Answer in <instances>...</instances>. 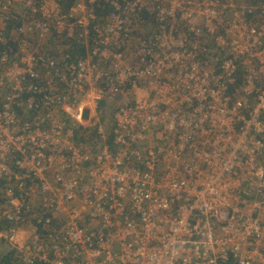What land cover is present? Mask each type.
I'll list each match as a JSON object with an SVG mask.
<instances>
[{"label":"built area","instance_id":"1","mask_svg":"<svg viewBox=\"0 0 264 264\" xmlns=\"http://www.w3.org/2000/svg\"><path fill=\"white\" fill-rule=\"evenodd\" d=\"M263 136L264 0H0V247L21 264H264Z\"/></svg>","mask_w":264,"mask_h":264},{"label":"rangeland","instance_id":"2","mask_svg":"<svg viewBox=\"0 0 264 264\" xmlns=\"http://www.w3.org/2000/svg\"><path fill=\"white\" fill-rule=\"evenodd\" d=\"M261 22H257L254 23V25L259 26ZM57 42L56 44H54L53 42H50L52 44L53 49L55 50H61V51H65L70 49V46L68 44V42H66V40H61L59 38L55 39ZM108 104V108L107 109H99V118L101 123L103 124L104 127V131L106 133V139L108 140V136L112 133L113 131V126H114V107L115 104L114 103H107ZM116 108V107H115ZM80 138L82 140V142L84 143V147L85 148H89V150H91V152L94 153V145H96L99 143V137L96 134L95 130H92L91 128H88L87 130H81L80 132ZM264 140V136L262 137ZM101 146H107L110 150L113 149V145L112 143H109V141L107 142H102L101 144H99ZM99 150V147L96 145V151ZM85 151V150H84ZM95 151V152H96ZM86 152V151H85ZM93 170L94 167L91 166ZM0 254L7 252L8 248L1 245L0 247Z\"/></svg>","mask_w":264,"mask_h":264},{"label":"trees","instance_id":"3","mask_svg":"<svg viewBox=\"0 0 264 264\" xmlns=\"http://www.w3.org/2000/svg\"><path fill=\"white\" fill-rule=\"evenodd\" d=\"M106 101L100 103V109H107ZM109 143H112V133L108 136ZM19 254L17 251L8 248L7 252L0 254V264H21Z\"/></svg>","mask_w":264,"mask_h":264}]
</instances>
